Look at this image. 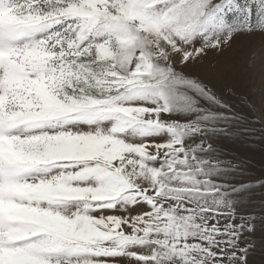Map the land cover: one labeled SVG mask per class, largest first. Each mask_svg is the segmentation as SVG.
Wrapping results in <instances>:
<instances>
[{
  "label": "snow or ice",
  "instance_id": "obj_1",
  "mask_svg": "<svg viewBox=\"0 0 264 264\" xmlns=\"http://www.w3.org/2000/svg\"><path fill=\"white\" fill-rule=\"evenodd\" d=\"M256 140L264 0H0V264H264Z\"/></svg>",
  "mask_w": 264,
  "mask_h": 264
},
{
  "label": "rangeland",
  "instance_id": "obj_2",
  "mask_svg": "<svg viewBox=\"0 0 264 264\" xmlns=\"http://www.w3.org/2000/svg\"><path fill=\"white\" fill-rule=\"evenodd\" d=\"M253 50H259L258 44H249L247 42L239 45L235 50L229 53V62L224 66L222 71H227L232 77H235L242 82L248 78V64L249 56ZM255 75V81L259 86L261 75L257 70ZM259 127L258 125H254ZM256 135H259L257 133ZM253 163L256 165V170L259 171L264 168V140H256L254 142V150L248 153Z\"/></svg>",
  "mask_w": 264,
  "mask_h": 264
}]
</instances>
